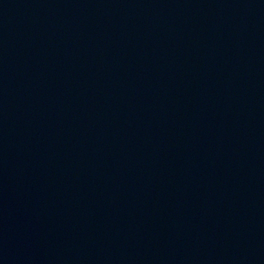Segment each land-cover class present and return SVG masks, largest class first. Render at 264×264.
<instances>
[{
	"label": "water",
	"instance_id": "water-1",
	"mask_svg": "<svg viewBox=\"0 0 264 264\" xmlns=\"http://www.w3.org/2000/svg\"><path fill=\"white\" fill-rule=\"evenodd\" d=\"M0 264H264V0H0Z\"/></svg>",
	"mask_w": 264,
	"mask_h": 264
}]
</instances>
